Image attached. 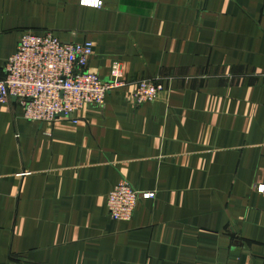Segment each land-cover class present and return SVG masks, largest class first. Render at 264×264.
I'll return each instance as SVG.
<instances>
[{"label":"crops","instance_id":"obj_1","mask_svg":"<svg viewBox=\"0 0 264 264\" xmlns=\"http://www.w3.org/2000/svg\"><path fill=\"white\" fill-rule=\"evenodd\" d=\"M103 2L0 0V76L52 33L124 82L77 123L0 102V264H264V0ZM150 80L165 92L136 104ZM124 180L156 198L117 222Z\"/></svg>","mask_w":264,"mask_h":264},{"label":"built area","instance_id":"obj_2","mask_svg":"<svg viewBox=\"0 0 264 264\" xmlns=\"http://www.w3.org/2000/svg\"><path fill=\"white\" fill-rule=\"evenodd\" d=\"M103 0H81L86 7L101 9ZM94 44L66 43L52 33H25L16 53L5 63L0 76V102L11 99L25 109L29 121L52 123L61 118L77 123L75 115L88 107H102L112 91L123 86L119 65H114L106 81L89 69ZM159 81L137 85L134 102L138 105L158 101L164 93ZM258 192L264 194V186ZM155 192H139L126 180L107 197L109 217L130 222L140 201L154 200Z\"/></svg>","mask_w":264,"mask_h":264},{"label":"rangeland","instance_id":"obj_3","mask_svg":"<svg viewBox=\"0 0 264 264\" xmlns=\"http://www.w3.org/2000/svg\"><path fill=\"white\" fill-rule=\"evenodd\" d=\"M123 79V78H122ZM124 83V82H123ZM164 92H165V90H164Z\"/></svg>","mask_w":264,"mask_h":264}]
</instances>
